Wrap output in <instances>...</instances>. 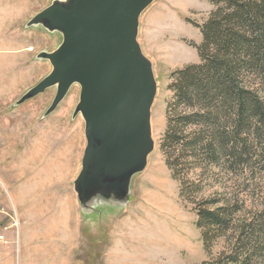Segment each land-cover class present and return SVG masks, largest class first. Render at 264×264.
I'll use <instances>...</instances> for the list:
<instances>
[{
    "label": "rangeland",
    "instance_id": "rangeland-1",
    "mask_svg": "<svg viewBox=\"0 0 264 264\" xmlns=\"http://www.w3.org/2000/svg\"><path fill=\"white\" fill-rule=\"evenodd\" d=\"M53 1L0 0V190L12 208L31 224L51 220L61 235L78 234L76 219L83 220V264H103L105 246L114 264H240L233 261L237 256L264 264V123L255 119L237 128L235 110H216L209 128L191 123L184 131L190 142L213 144L214 152L187 149L177 158V177L167 163L166 132L175 117L193 110L176 102V73L200 63L202 26L216 5L153 0L141 13L138 41L157 82L151 112L154 149L144 170L132 177L128 203L89 212L74 186L87 145L85 120L81 113L74 115L81 86L72 85L47 115L56 86L17 104L46 77H39L45 69L38 58L42 38L37 29L44 27L29 22ZM244 76L245 85L264 100L258 72L246 68ZM221 128L227 132L222 142L215 138ZM200 209L225 213L220 227L205 224L207 241L198 225ZM121 232L110 250L111 236Z\"/></svg>",
    "mask_w": 264,
    "mask_h": 264
},
{
    "label": "water",
    "instance_id": "water-1",
    "mask_svg": "<svg viewBox=\"0 0 264 264\" xmlns=\"http://www.w3.org/2000/svg\"><path fill=\"white\" fill-rule=\"evenodd\" d=\"M153 0H54L29 25L62 34L61 44L38 58L52 71L21 104L56 86L52 113L74 84L81 86L74 115L85 120L87 145L74 182L84 211L129 202L133 175L154 149L151 112L157 82L138 41L141 13Z\"/></svg>",
    "mask_w": 264,
    "mask_h": 264
},
{
    "label": "trees",
    "instance_id": "trees-1",
    "mask_svg": "<svg viewBox=\"0 0 264 264\" xmlns=\"http://www.w3.org/2000/svg\"><path fill=\"white\" fill-rule=\"evenodd\" d=\"M211 1L216 9L203 24V42L197 46L201 61L179 70L172 86L176 91V102L193 108L179 118L175 117L165 135L164 146L171 148L167 163L175 177L180 172L177 160L187 149L191 153L214 152L213 144L208 148L199 144L197 138L194 142L187 140L184 134L187 125L194 123L209 128L215 121L216 110H235L237 128L255 119L257 123H264V100L256 89L246 86L244 80V71L250 68L264 81V0ZM222 129L215 134L221 142L227 133ZM222 212L199 210L198 225L204 227L206 241L209 232L205 226L214 228L224 224L225 213ZM239 259L237 256L233 261L249 264L246 259Z\"/></svg>",
    "mask_w": 264,
    "mask_h": 264
},
{
    "label": "crops",
    "instance_id": "crops-1",
    "mask_svg": "<svg viewBox=\"0 0 264 264\" xmlns=\"http://www.w3.org/2000/svg\"><path fill=\"white\" fill-rule=\"evenodd\" d=\"M37 30L42 38L39 43L41 52H52L62 42V34L59 32H50L44 28ZM32 49L29 47L27 51ZM27 56L28 52L23 58ZM39 61L45 69L39 75L43 78L47 76L45 74L52 71V64L48 59L40 58ZM43 219L36 220L32 224L27 222L20 213L17 214L0 190V264H83V246H85L84 232L81 230L83 220L76 219L78 234L70 232L61 235L57 230V225L55 226L51 220ZM121 234L122 232L116 234L114 238L113 235L111 236L110 250L113 244L116 248L115 242L120 239ZM93 243L98 247L101 245V240H94ZM107 250L105 246L102 262L103 264H114L112 252L109 254L110 262L108 261Z\"/></svg>",
    "mask_w": 264,
    "mask_h": 264
}]
</instances>
